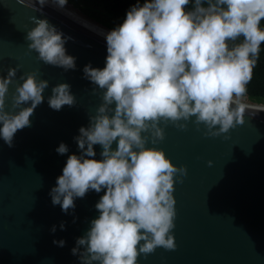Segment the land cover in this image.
Returning a JSON list of instances; mask_svg holds the SVG:
<instances>
[{"label": "clouds", "instance_id": "1", "mask_svg": "<svg viewBox=\"0 0 264 264\" xmlns=\"http://www.w3.org/2000/svg\"><path fill=\"white\" fill-rule=\"evenodd\" d=\"M17 2L42 12L50 0ZM67 2L51 0V5L63 9ZM32 19L28 50L45 65L74 70L76 58L65 48L72 37L47 19ZM103 38L104 67L83 68L93 94L102 90L101 103L88 116V126L79 128L74 140L80 154L67 156L49 195L67 214L76 198L103 189L95 204L98 217L71 252L80 264H137L157 248L176 250L173 193L188 174L185 165L176 166L162 149L146 144L164 140L161 124L184 131L191 120L197 130L204 126L205 137H218L244 123L243 99L264 44V0H136ZM18 68L0 77V139L9 148L15 134L31 126L49 87L37 71L24 74L6 111ZM75 102L68 83L52 87L47 99L56 111ZM94 145L102 148L100 160L93 159ZM55 151L64 155L68 147L60 143ZM55 231L53 225L50 232ZM64 243L53 240L60 247Z\"/></svg>", "mask_w": 264, "mask_h": 264}, {"label": "water", "instance_id": "2", "mask_svg": "<svg viewBox=\"0 0 264 264\" xmlns=\"http://www.w3.org/2000/svg\"><path fill=\"white\" fill-rule=\"evenodd\" d=\"M33 17L47 19L72 37L65 48L76 58L74 70L45 65L28 50L25 35L34 26ZM107 31L68 7L57 9L51 0L42 12L17 0H0V77L19 65L5 110H11V94L24 74L37 71V79L49 83L44 102L30 117L31 126L15 134L13 147L0 139V264H80L71 249L98 217L95 204L104 190H89L76 198L75 208L67 214L51 203L49 192L62 175L67 156L80 154L74 137L80 127L88 126V116L101 103L102 90L93 94L95 86L83 78V68L104 67ZM58 83L70 85L75 106L59 111L48 106L51 88ZM243 103L244 123L226 134L205 137L204 126L197 130L190 120L184 131L161 124L164 140L146 144L162 149L176 166L185 165L188 174L183 183L175 184L173 193L176 218L171 234L176 250L157 248L138 257L137 264H264V108L259 107L264 104ZM60 143L68 147L64 155L55 151ZM94 151L93 159H102L99 145ZM53 240H63L64 246Z\"/></svg>", "mask_w": 264, "mask_h": 264}, {"label": "trees", "instance_id": "3", "mask_svg": "<svg viewBox=\"0 0 264 264\" xmlns=\"http://www.w3.org/2000/svg\"><path fill=\"white\" fill-rule=\"evenodd\" d=\"M135 2L136 0H68L66 6H71L70 8L91 22L111 30L123 20L125 11ZM247 89L245 100L264 104V44Z\"/></svg>", "mask_w": 264, "mask_h": 264}, {"label": "bare ground", "instance_id": "4", "mask_svg": "<svg viewBox=\"0 0 264 264\" xmlns=\"http://www.w3.org/2000/svg\"><path fill=\"white\" fill-rule=\"evenodd\" d=\"M66 7H68V6H66ZM68 8H70V7H68ZM72 9V8H71ZM106 29V28H105ZM107 30H109V29H107ZM260 108H264V106H259Z\"/></svg>", "mask_w": 264, "mask_h": 264}, {"label": "rangeland", "instance_id": "5", "mask_svg": "<svg viewBox=\"0 0 264 264\" xmlns=\"http://www.w3.org/2000/svg\"><path fill=\"white\" fill-rule=\"evenodd\" d=\"M71 7V6H70ZM71 9V8H70ZM73 10V9H72ZM243 100H245V99H243ZM247 101V100H246Z\"/></svg>", "mask_w": 264, "mask_h": 264}]
</instances>
